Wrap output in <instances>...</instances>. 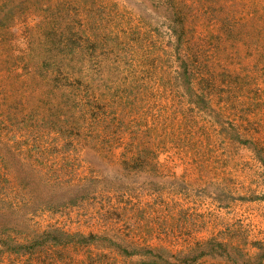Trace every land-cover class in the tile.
<instances>
[{
	"label": "rangeland",
	"instance_id": "rangeland-1",
	"mask_svg": "<svg viewBox=\"0 0 264 264\" xmlns=\"http://www.w3.org/2000/svg\"><path fill=\"white\" fill-rule=\"evenodd\" d=\"M260 143L264 0H0V264H264Z\"/></svg>",
	"mask_w": 264,
	"mask_h": 264
},
{
	"label": "trees",
	"instance_id": "trees-1",
	"mask_svg": "<svg viewBox=\"0 0 264 264\" xmlns=\"http://www.w3.org/2000/svg\"><path fill=\"white\" fill-rule=\"evenodd\" d=\"M251 128H255V126H251V127H249L245 132H251ZM255 130V132H258L257 131V129L255 128L254 129ZM261 144V146H262V149L261 150H264V145L262 144V143H260ZM9 246V245H8ZM8 249H10V246L8 247ZM203 256V254H201V256H199V257H202ZM199 257H197V259H199ZM192 258V257H191ZM191 258H189V259H191ZM193 259V258H192Z\"/></svg>",
	"mask_w": 264,
	"mask_h": 264
}]
</instances>
